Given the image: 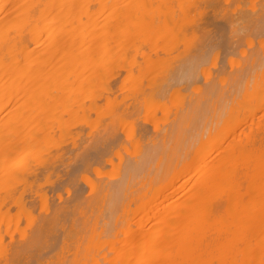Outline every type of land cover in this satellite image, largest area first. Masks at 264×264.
Wrapping results in <instances>:
<instances>
[{
	"label": "bare ground",
	"instance_id": "bare-ground-1",
	"mask_svg": "<svg viewBox=\"0 0 264 264\" xmlns=\"http://www.w3.org/2000/svg\"><path fill=\"white\" fill-rule=\"evenodd\" d=\"M29 262L264 264V0H0V264Z\"/></svg>",
	"mask_w": 264,
	"mask_h": 264
},
{
	"label": "rangeland",
	"instance_id": "rangeland-1",
	"mask_svg": "<svg viewBox=\"0 0 264 264\" xmlns=\"http://www.w3.org/2000/svg\"><path fill=\"white\" fill-rule=\"evenodd\" d=\"M210 18H211V17H210ZM210 18H209V19H210ZM209 19H208V20H209ZM208 20H207V22H208ZM210 21H212V22H211L212 25L210 24ZM213 22H214V24H213ZM221 22H222V21H221ZM221 22L219 23V22L217 21V22L215 23V21H213L212 18L209 20V24L212 26V27L210 26V27H211L210 29H212L211 31L213 32V34L215 33L214 35H216L217 37L221 36V38H222V39H221V43H220L219 39H218V40L216 39V41H219V45H218V43H217L218 48H220L221 53H222V50H223V53H225L224 51L226 50V52H227V45H228V44H226V42H227L226 40H227V39H225V35L228 33V30H227V32H226V30H225L226 27H225L224 23L221 24ZM207 24H208V23H207ZM217 27H218V28H217ZM221 31H222V32H221ZM223 32L225 33V35H223V34H224ZM222 35H223L224 37H222ZM217 37H216V38H217ZM226 37H227V36H226ZM223 38H224V41H223ZM215 43H216V42H215ZM219 46H221V47H219ZM225 46H226V47H225ZM222 47H223L224 49H223ZM201 82H203V79H201ZM87 131H88V130H87ZM85 133H86V130H85ZM85 133H84V134H85ZM87 133H88V132H87ZM87 133H86V134H87ZM120 137H121V136H120ZM121 138H122V137H121ZM121 138H120V140H121ZM81 142H84V141H78L77 144L80 146V145H82V144H80ZM83 145H84V144H83ZM83 145H82V147H80V148H83ZM79 146H78V147H79ZM91 148H94V147H93V146H90V147L87 148V149H89V151H92ZM68 149H69V147H68ZM78 149H79V148H78ZM87 149H86L85 151H87ZM97 149L99 150V147H97ZM76 150H77V148H76ZM81 150H82V149H81ZM93 150H94V149H93ZM89 151H88V152H89ZM84 154H85V153H84ZM87 154H88V153H87ZM89 154H90V153H89ZM91 154H94V152H91ZM91 154H90V155H91ZM91 156H93V155H91ZM91 156H89V157L92 158ZM74 168L77 170L79 167H78V168L74 167ZM72 169H73V167L71 168V172H72L73 174H78V173H79V169H78V172H76V170L74 171V170H72ZM64 196H65V198H67V197H66V194H64ZM32 263H33V262H32ZM29 264H31V263L29 262ZM33 264H35V262H34Z\"/></svg>",
	"mask_w": 264,
	"mask_h": 264
}]
</instances>
